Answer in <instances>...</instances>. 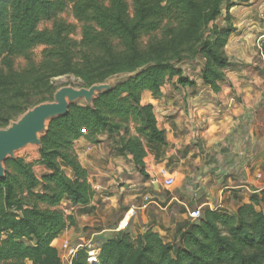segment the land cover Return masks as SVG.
<instances>
[{"label":"trees","instance_id":"trees-1","mask_svg":"<svg viewBox=\"0 0 264 264\" xmlns=\"http://www.w3.org/2000/svg\"><path fill=\"white\" fill-rule=\"evenodd\" d=\"M235 1L132 0L131 11L127 0H0V128L52 101L34 104L39 96L53 97L57 77L73 75L89 88L143 69L101 94L93 108L72 105L67 116L50 123L37 162L48 173L40 179L35 165L24 159L6 161V178L0 179V264H63L53 242L75 220L62 203L75 211L88 206L96 193L74 152L81 138L94 143L101 134H119L135 124L138 137L122 139L121 152L131 155L149 179L141 139L165 145L166 134L142 94L157 96L174 79L186 84L179 65L195 56L205 60L204 84L218 92L231 67L224 49L233 27L220 28L216 21L224 10L230 21ZM69 7L82 27L79 42L71 38L75 26L58 19ZM45 21H54L53 27L40 30ZM145 36L151 39L142 47ZM39 46L45 49L36 63L32 53ZM16 58L26 59L28 66L16 70ZM250 201L236 215L205 209L174 245L151 230L136 238L120 232L102 242L99 264H264V191ZM87 257L88 249H81L71 264H89Z\"/></svg>","mask_w":264,"mask_h":264},{"label":"crops","instance_id":"crops-1","mask_svg":"<svg viewBox=\"0 0 264 264\" xmlns=\"http://www.w3.org/2000/svg\"><path fill=\"white\" fill-rule=\"evenodd\" d=\"M228 11L229 22L225 10L216 21L220 28L233 27L224 49L231 67L218 92L204 84L202 68L196 67L185 76L186 84L174 79L157 96L142 94L166 134L165 145L141 139L149 179L131 155L121 152L122 139L138 137L135 124L119 134H101L94 143L75 142L74 152L96 193L88 206L75 211L63 202L75 225L53 242L59 254L64 240L79 250H99L105 239L123 231L134 238L151 230L163 240L170 234L176 236L174 243L164 241L178 244L194 222L191 213L210 209L236 215L264 191V0H237ZM186 66L179 65L183 73ZM167 165L175 186L156 194L153 182ZM36 170L48 173L41 165Z\"/></svg>","mask_w":264,"mask_h":264},{"label":"water","instance_id":"water-1","mask_svg":"<svg viewBox=\"0 0 264 264\" xmlns=\"http://www.w3.org/2000/svg\"><path fill=\"white\" fill-rule=\"evenodd\" d=\"M143 69L134 73L111 76L104 83L93 84L86 88L65 86L55 91L52 101L43 102L28 109L5 128H0V179L7 174L6 161L17 160V154L29 149L42 148V138L49 130L50 123L67 116L72 105L94 107L101 94L113 91L118 85L136 77ZM160 185L154 183V192L159 194Z\"/></svg>","mask_w":264,"mask_h":264},{"label":"rangeland","instance_id":"rangeland-1","mask_svg":"<svg viewBox=\"0 0 264 264\" xmlns=\"http://www.w3.org/2000/svg\"><path fill=\"white\" fill-rule=\"evenodd\" d=\"M100 1H104V0H100ZM128 3H129V6H130V10L132 11L133 10V3H132V0H127ZM58 19L62 20V21H65L67 22L68 24H72L75 26L76 30H75V33L73 34V36L71 38H73L75 41L79 42L81 40V33H82V27H81V24L78 23L74 16H73V13H72V8L69 7L65 12H63L62 14H59L58 16ZM53 22L54 21H45V22H42L40 25H39V29L40 30H45V29H51L53 27ZM160 34H155V36L153 35L152 37L153 38H156L158 37ZM151 39L150 36H145L141 39L140 41V44L142 47H145L146 44L148 43V41ZM45 49L44 46H39L37 47L33 53H32V57L34 59V61L36 63H40V61L42 60V52L43 50ZM201 62H204L205 63V60L202 59L201 56H195V57H189L187 58L186 60H184L182 63L183 64H186L187 66L184 68V72L186 73V75L190 74V75H193L194 74V70L193 68H196V67H201L203 68V66L201 65ZM14 67L16 70H23L25 69L27 66H28V63H27V60L24 59V58H16L15 59V62H14ZM181 63V64H182ZM0 68H1V63H0ZM195 76V75H194ZM74 86L76 88H82L83 87V82L73 76V75H66V76H62V77H57L55 79L52 80V86H54L56 89H59V88H62V87H65V86ZM52 96H50L49 94H46L44 96H39L37 97L35 100H34V104H36L38 101L40 100H48V99H53V97L51 98ZM40 151L38 148H29V149H26L20 153L17 154L16 157L18 158H22L24 159L27 163H30V164H33L35 165L34 167H38L37 165V162L38 160L40 159ZM165 171H167L168 173H170V166L167 165L165 168H164ZM36 175L38 177H42L44 174H42L39 170H36L35 171ZM145 174H147L145 172ZM159 178V185H160V191L163 193H166L168 192L169 190L165 189L161 183L163 182V178L158 177ZM157 178V179H158ZM172 189V188H171ZM170 189V190H171ZM66 209V206L65 204L62 203V206H61V209ZM175 236V235H174ZM176 237V236H175ZM175 237H172L170 234L167 235V237L164 236V240L167 241V240H172V242L174 243V239ZM136 238V237H134Z\"/></svg>","mask_w":264,"mask_h":264},{"label":"built area","instance_id":"built-area-1","mask_svg":"<svg viewBox=\"0 0 264 264\" xmlns=\"http://www.w3.org/2000/svg\"><path fill=\"white\" fill-rule=\"evenodd\" d=\"M184 76H186L185 73ZM160 176L161 178H163V182L161 183V185L165 189L170 190L175 186L174 178H172L167 171L163 170ZM158 182L159 180H155L153 183H158ZM201 216L202 214L199 211L190 214L191 219H193L194 221H198L201 218ZM61 249H62L61 250L62 253L60 254V256L63 261V264L66 263L71 264L73 258L77 255L79 251V248L73 247L70 244L69 240H64L62 242ZM87 261L89 264H99V250H97V248H94L92 246L89 247Z\"/></svg>","mask_w":264,"mask_h":264}]
</instances>
